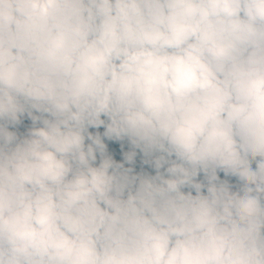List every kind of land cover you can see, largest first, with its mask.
I'll return each instance as SVG.
<instances>
[{
	"label": "clouds",
	"instance_id": "clouds-1",
	"mask_svg": "<svg viewBox=\"0 0 264 264\" xmlns=\"http://www.w3.org/2000/svg\"><path fill=\"white\" fill-rule=\"evenodd\" d=\"M0 264H264V0H0Z\"/></svg>",
	"mask_w": 264,
	"mask_h": 264
}]
</instances>
